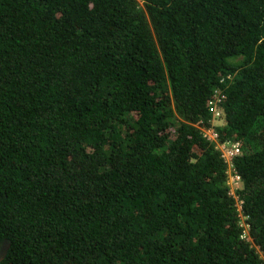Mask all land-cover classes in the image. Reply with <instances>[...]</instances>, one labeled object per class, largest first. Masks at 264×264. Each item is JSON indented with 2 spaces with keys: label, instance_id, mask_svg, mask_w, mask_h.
Wrapping results in <instances>:
<instances>
[{
  "label": "trees",
  "instance_id": "obj_1",
  "mask_svg": "<svg viewBox=\"0 0 264 264\" xmlns=\"http://www.w3.org/2000/svg\"><path fill=\"white\" fill-rule=\"evenodd\" d=\"M1 252L264 264V0H0Z\"/></svg>",
  "mask_w": 264,
  "mask_h": 264
},
{
  "label": "clouds",
  "instance_id": "obj_2",
  "mask_svg": "<svg viewBox=\"0 0 264 264\" xmlns=\"http://www.w3.org/2000/svg\"><path fill=\"white\" fill-rule=\"evenodd\" d=\"M217 103H218V102H216V103H211V105L214 104V111H213V110H211V111H212L213 114H214V118H215V119H219V121H220L221 114H220V111H219V107H217V106H218ZM215 112H218V113H219V116H216V115H215ZM211 133H212V136H211ZM208 134H209V138H210V139H215L216 136H214V133H213L212 131H209ZM237 144H238L237 142H232V143H228V142H227V143H225V144L222 145V146H220V145L217 146V147H218V150L221 151V155H222V157L225 158L226 161H227V163H228V174H229V176H230V178H229V179H230V183H232L233 186H235L234 183H237V187L235 188V190L238 189V184L242 182V177H241V175L239 174V172L237 171V169L235 168V166H234V164H233V161H234L235 158H237V157H239V156L241 155V147H240V145L238 144V147H239V153L236 154L235 156H232V157L227 156L228 154H227L226 148H224V147H230V148H231L232 146L237 145ZM235 190H234V191H235ZM231 196H232V197L234 198V200L236 201L235 206H236L237 212H238V213H242V205H243V201L240 199V197H239V195H238V192H237V193H234V195H231ZM239 205H240V207H241V211H240V212L238 211V206H239ZM240 216H241V215H240ZM242 238H245V237H242Z\"/></svg>",
  "mask_w": 264,
  "mask_h": 264
},
{
  "label": "built area",
  "instance_id": "obj_3",
  "mask_svg": "<svg viewBox=\"0 0 264 264\" xmlns=\"http://www.w3.org/2000/svg\"><path fill=\"white\" fill-rule=\"evenodd\" d=\"M211 110L214 111V104L211 105ZM215 115H216V116H219V113H218V112H215ZM211 135H212V133H211ZM214 136H215V135H214ZM224 148H226V151H227V154H228L227 156H229V157L235 156L236 154L239 153V147H238V144L232 146L231 148H230V147H224ZM231 185H232V183H231ZM234 185H235V186H234V189H233L231 195H234V190H235V188L237 187V183H234ZM232 186H233V185H232ZM238 211H239V212L241 211V207H240V205L238 206Z\"/></svg>",
  "mask_w": 264,
  "mask_h": 264
},
{
  "label": "rangeland",
  "instance_id": "obj_4",
  "mask_svg": "<svg viewBox=\"0 0 264 264\" xmlns=\"http://www.w3.org/2000/svg\"><path fill=\"white\" fill-rule=\"evenodd\" d=\"M219 123H220V125H223L222 121H219ZM1 256H2V252L0 253V258H1Z\"/></svg>",
  "mask_w": 264,
  "mask_h": 264
}]
</instances>
